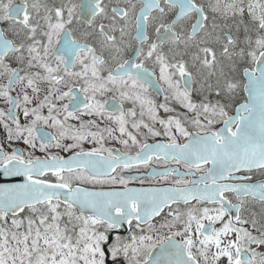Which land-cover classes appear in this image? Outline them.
<instances>
[{"label": "snow or ice", "instance_id": "obj_1", "mask_svg": "<svg viewBox=\"0 0 264 264\" xmlns=\"http://www.w3.org/2000/svg\"><path fill=\"white\" fill-rule=\"evenodd\" d=\"M0 264H264V0H0Z\"/></svg>", "mask_w": 264, "mask_h": 264}]
</instances>
